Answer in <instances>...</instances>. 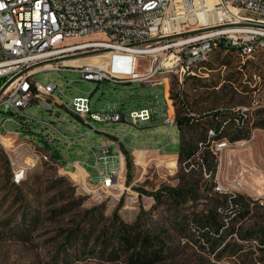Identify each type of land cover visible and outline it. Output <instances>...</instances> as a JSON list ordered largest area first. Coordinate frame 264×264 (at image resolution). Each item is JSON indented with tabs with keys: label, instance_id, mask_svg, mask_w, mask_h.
Masks as SVG:
<instances>
[{
	"label": "rangeland",
	"instance_id": "1",
	"mask_svg": "<svg viewBox=\"0 0 264 264\" xmlns=\"http://www.w3.org/2000/svg\"><path fill=\"white\" fill-rule=\"evenodd\" d=\"M98 54H104V51L89 52L85 56ZM150 67L151 60L148 57L139 59L136 64L137 70L142 74H146ZM205 67L199 77L207 84L220 82L216 90L221 93L216 96L213 89H194L191 86L194 81L189 78L184 88H178L177 83L172 81L169 91L170 100L173 102L170 105L176 111L174 101L179 95H183L194 113L209 122L211 119L207 116L213 112V108L230 112V117L236 119L242 116L240 120L244 122L241 121V124H245L251 136L236 143L224 141L226 147L216 151L219 167L215 181H208L209 176L203 177L197 193H193L198 194V200L188 203L179 212L176 227L169 207L163 205L155 208V199L145 195L187 184L185 182L192 179L186 177L182 181L184 173L181 172L179 161L177 157L172 158L179 153L180 133L176 125L171 127L163 122V88L146 86L140 82L122 84L110 81L99 86L98 82L83 80L82 74L75 70L48 71L35 75L34 80L43 86L52 81L56 82V93L67 88L69 81H74L66 96H61L64 103H70L75 97L89 96L94 87L96 91L91 96L93 111L104 113L109 108H115L126 113L156 105L159 115L153 122L138 125L95 121L88 116L89 124H86L63 109L60 116L67 121L49 112L29 108L28 116L42 119L46 123L54 122L60 132L73 138L74 144L59 145V150L66 159L65 168L64 163L60 167L39 163L29 169L25 181L20 185L23 187L27 184L31 190L26 196L30 200L28 205L23 202V191L10 190L9 185L7 190H3V186L7 185L12 176L10 157L14 159L20 151L18 143L13 142L24 138L34 141L35 135L61 138L53 129L33 120H28V123L32 125L34 135L28 129L25 136H16L15 132L21 131V127L10 120L17 119L18 116L0 108V123L7 120L6 129L2 130L6 139L4 144L0 143V203L6 199L15 202L14 205L3 204L5 210H0V264H128L124 249H120L117 242H109V235L106 236L114 224V213L121 200L123 206L119 210V216L126 224L137 223L141 229L149 230L162 238L163 248H159L162 259L154 264H264V128L256 127L260 123L264 124V50L255 56H243L232 50H215ZM154 78L177 77L175 74L171 76L159 73ZM226 79H231V82ZM223 84L225 87H222ZM155 96H158L157 102ZM70 122L78 128L82 137H78L79 133ZM107 135L123 139L125 146L130 148V153H124L126 160L121 186L108 194L99 195L100 193H95L94 184L99 180L95 169L96 157L90 147L100 155V148L106 143ZM37 142L40 143L38 140ZM158 148L160 154L152 152ZM142 149L152 153L140 157L139 152ZM17 156L22 163L23 155ZM74 160L87 165L85 168L90 171L94 183H89L88 176H70L66 173V169L73 170ZM171 161L176 162L174 169L169 166ZM128 162L133 169L129 185ZM194 177L200 180L201 175L198 172ZM235 178L242 181L241 187L235 193L247 199L250 213L244 219H226L230 229L234 228L236 234L225 230L230 245L226 250L214 253L209 243L214 236L211 237L198 228L205 224L203 211L216 205L223 195H229L217 191L216 187L232 188ZM16 210V227L23 218L24 210L35 218L30 230L20 236L8 232L1 223L4 217L13 215ZM2 213L6 215L3 216ZM228 214L231 215V212ZM184 216L193 219L189 226L183 223L180 226V220ZM73 231H82L85 234L84 244L78 243L70 234ZM242 237H248L252 241L245 244ZM104 240H108L107 244ZM114 249L119 251L115 255L119 259L110 258Z\"/></svg>",
	"mask_w": 264,
	"mask_h": 264
},
{
	"label": "built area",
	"instance_id": "2",
	"mask_svg": "<svg viewBox=\"0 0 264 264\" xmlns=\"http://www.w3.org/2000/svg\"><path fill=\"white\" fill-rule=\"evenodd\" d=\"M219 44L243 56H255L264 50V0H0V108L16 114L18 118L10 121L21 128V118L33 120L53 129L61 138L38 135L34 141L15 140L13 143H18L20 151L14 159L10 157L12 181L21 185L29 169L39 163L60 167L66 159L59 145L74 144L73 138L60 132L54 122L46 123L28 116L27 110L31 107L67 121L57 109L62 107L86 124H89V116L95 121L138 125L151 122L153 115L159 112L156 105L126 113L115 108L104 113L93 111L94 87L89 96L75 97L70 103H64L61 96H66L74 81H69L67 88L56 93V82L43 86L34 80L35 75L75 70L82 74L83 80L98 82L99 86L106 81L159 85L164 94L163 122L172 127L176 124V115L170 105L173 102L170 84L175 79L178 88H184L188 77L199 76L203 70L201 65L218 50ZM105 50L112 54L106 62L129 67L118 65L109 71L88 64L80 67L65 64V60ZM145 57L151 60V67L144 76L136 78L133 67L137 70V62ZM159 73L175 74L177 78H154ZM157 99L155 96V102ZM6 123V119L0 123V143L3 144L6 136L2 130L6 129ZM72 127L79 133L78 137L83 136L75 125ZM212 134L210 132V136ZM15 135L25 136L23 131ZM212 145L218 151L227 144ZM123 146V139L111 141L110 145L100 148V155L90 147L99 175L97 183L88 178L89 183L96 186L95 193L108 194L118 188L126 160ZM18 154L23 155L22 163ZM114 160L117 166L112 165ZM241 185L242 181L235 178L232 188L218 186L216 190L236 196L235 191Z\"/></svg>",
	"mask_w": 264,
	"mask_h": 264
},
{
	"label": "trees",
	"instance_id": "3",
	"mask_svg": "<svg viewBox=\"0 0 264 264\" xmlns=\"http://www.w3.org/2000/svg\"><path fill=\"white\" fill-rule=\"evenodd\" d=\"M218 50H226V47L223 44H219ZM232 51L236 52V50L233 49ZM206 63L207 61L201 65L202 69L206 68ZM188 78L194 81V84L191 85L194 87V89H199L202 87L211 90L213 89L214 92L216 91V96L221 93L220 91L218 92L216 90L220 86V82L218 81L207 84L204 83L199 76H190ZM173 81L176 82L175 79ZM226 81L231 82V79H226ZM222 87H225L224 84ZM174 103L176 108V126L178 127L180 133V149L177 160L181 166V172L184 173L182 181L184 182L186 177H191L192 179H190L189 182H185L187 184H179L177 187L160 189L154 194L146 193L145 195L155 199V208H159L163 205L169 207V211L173 213L172 217L174 219V227H176L175 222L177 221L179 212H181L183 208H186L188 203L198 200V194L193 193H197L199 183L203 177L208 175V181H215L219 167V158L216 150L213 148L212 143H220L224 141L236 143L240 140L250 138L251 132L243 123L244 120H240L242 119V116L240 119H236V117H230V112L215 110V108H213V112L211 111L209 116H207L211 119V122H209L207 121L208 119L204 120L202 116L196 115L194 113L193 109L190 108L183 95H179ZM155 117L156 116L153 115L152 122L154 119H156ZM20 120L22 122L21 131L26 134L29 129V131L33 133L31 130L32 125L23 118ZM241 121H243L242 124ZM258 125L259 126L256 127L264 128V124L260 123ZM234 127H236L235 130H233ZM209 132H213V134L210 136ZM122 149L124 153H130L126 146H123ZM127 167V184L129 185L132 181V164L128 162ZM197 171L199 172V175H201V178H199L200 180L194 177L197 175ZM8 185L10 190L23 191L22 196L24 197V203L27 204L30 202V200H27L26 197L27 194L31 193V190L27 184L23 187L16 185L12 181L11 176L7 181V185L3 186V190H7L6 188ZM6 203L12 205L15 204V202L12 200L10 201L6 199L0 203V210H5V206L2 207V205ZM122 206L123 201L121 200L114 213V224L112 228L109 229V234H106V236L109 235V242H117L120 245V249H124L123 253L126 256V262L128 264H154L155 262L161 260L162 253L160 252L159 248H163L162 238L156 234H153L149 230L141 229L137 223L130 225L126 224L119 216V210L122 208ZM203 212H205L203 214V217L205 218V224L200 228H197L202 230L204 233L210 234L211 237L214 236L212 237V241L209 242L208 240L211 245V250L214 253L218 250H226L230 245L228 242V235L224 233L225 230L226 232L236 234L234 228L230 229L226 219H230V221H236L238 219H244L246 215L250 213L249 203L247 202V199L241 195H223L222 199L218 200L216 205L204 210ZM229 212H231V215H234L233 218H231V215L228 214ZM16 213H18V210H16L13 215L7 218L4 217L1 223L4 227H6L8 232H11L15 236H20L26 231L30 230V226L32 225V222L35 220V218L29 216L24 210L22 214L23 218L19 220V224H17L16 227L14 226V224L18 221L15 217ZM1 215L4 216L6 214L2 213ZM192 220L193 219H191V217L184 216L180 220V226L182 223L183 225L189 226ZM169 223L171 226H173L172 221ZM70 234L74 236L76 240H78V243H85L86 236L84 233H82V231H73ZM108 240H104V243L107 244ZM242 240L246 241L245 244H248L252 241L248 237H242ZM68 241H70V239H68ZM118 252L119 251L117 249H114L110 258L119 259L115 256L118 254Z\"/></svg>",
	"mask_w": 264,
	"mask_h": 264
},
{
	"label": "bare ground",
	"instance_id": "4",
	"mask_svg": "<svg viewBox=\"0 0 264 264\" xmlns=\"http://www.w3.org/2000/svg\"><path fill=\"white\" fill-rule=\"evenodd\" d=\"M201 18H203L202 15H200ZM110 51L108 50H105L104 51V54H98V55H93V56H89V57H83V58H78V59H74V60H65V64H67L68 66H84L86 64L88 65H91V66H96L98 68H102V69H106V70H109L111 71V69H113V66L116 68L118 65L120 66H123V67H129L128 65L126 64H118V63H112L111 61L109 62H106V61H102V59L104 58H109L110 56H112L111 53H109ZM93 60H96L95 62ZM133 73L135 74V77L138 78V77H142L144 76V74L140 73L139 70H135V67H133ZM171 114L173 115L174 114V111H173V108L171 109ZM6 139V138H4ZM243 144V143H242ZM241 144V145H242ZM140 154V157L143 155H145V152L144 151H140L139 152ZM169 166L172 167L173 169L176 167V162L175 161H171L169 162ZM125 168V164L123 162L122 164V168ZM121 178L123 179V176L121 174ZM122 183V181L119 183V186L120 184Z\"/></svg>",
	"mask_w": 264,
	"mask_h": 264
},
{
	"label": "crops",
	"instance_id": "5",
	"mask_svg": "<svg viewBox=\"0 0 264 264\" xmlns=\"http://www.w3.org/2000/svg\"><path fill=\"white\" fill-rule=\"evenodd\" d=\"M159 88H161V86H159V85H157ZM58 109V111L60 112L63 108L62 107H58L57 108ZM158 115H159V112H158V114H155V118L156 119H158ZM175 115H176V111H175ZM155 122H158V120L157 121H155ZM176 125V124H175ZM106 143L103 145V146H107V145H109V143L111 142V141H121L119 138H117V137H113V136H110V135H107V137H106ZM128 149H129V151H130V148L129 147H127ZM141 151H144L145 152V154L146 153H150L151 151H148L147 149H142ZM153 153H158V154H160V149L158 148V149H153V151H152ZM151 152V153H152ZM113 153L115 154L116 153V149L114 148V150H113ZM176 157H178V154L177 155H175V156H172V158H176ZM73 162H76L77 163V165L76 166H74V165H72V168H73V170H67L66 169V173L67 174H69L70 176H72V175H80V176H83V177H85V176H88V177H91L92 178V176H91V173H90V171L88 170V169H86L85 168V166L84 165H82L81 163H80V161L79 160H74ZM112 165H114V166H117V161L116 160H114V162H112ZM64 168H65V164H64ZM124 167L122 168V176H124ZM120 186H121V184H120ZM120 186H118V187H120Z\"/></svg>",
	"mask_w": 264,
	"mask_h": 264
}]
</instances>
